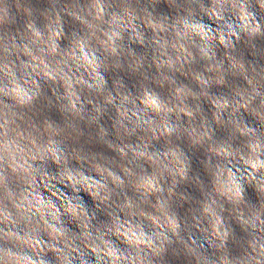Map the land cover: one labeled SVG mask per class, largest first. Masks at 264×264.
<instances>
[{
    "label": "clouds",
    "instance_id": "1",
    "mask_svg": "<svg viewBox=\"0 0 264 264\" xmlns=\"http://www.w3.org/2000/svg\"><path fill=\"white\" fill-rule=\"evenodd\" d=\"M0 264H264V0H0Z\"/></svg>",
    "mask_w": 264,
    "mask_h": 264
}]
</instances>
